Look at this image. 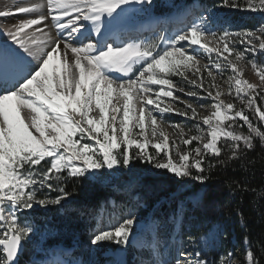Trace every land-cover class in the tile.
I'll return each mask as SVG.
<instances>
[{"label": "snow or ice", "instance_id": "snow-or-ice-1", "mask_svg": "<svg viewBox=\"0 0 264 264\" xmlns=\"http://www.w3.org/2000/svg\"><path fill=\"white\" fill-rule=\"evenodd\" d=\"M152 4L153 0H39L0 8V18H14L0 23V264H21L24 242L37 234L27 210L34 212V205L66 210L70 193L64 183L69 178L109 181L126 196L122 204L105 202L112 211L107 216L103 210L98 213L90 236L92 246L104 242L118 246L111 264H129L124 257L130 247L148 252L147 259L134 255L132 264H233L236 259L231 250L220 253L219 259H208L217 230L188 235L187 242L176 232L175 226L189 213L202 208L199 191L178 198L170 216L161 219L154 214L149 219L140 215L143 201L136 188L119 181L121 170L131 171L132 162L138 161L204 185L210 178L206 171L242 161L253 149L254 137L264 146V130L254 126L245 111L254 109L264 122V106L257 105V97L264 102V63L247 59L259 78V91L258 85L241 78L238 68L247 53L264 55V24L234 31L217 23L215 13L205 8L192 22L171 34L162 32L153 41L117 42L116 30L147 13ZM217 7L264 13V0H221ZM28 13L37 15L15 19ZM205 56L207 64L201 66ZM212 69L231 70L226 82L227 94L234 93L232 101L222 99L224 92ZM176 76L191 87L185 90L174 82ZM174 89L211 103L181 100L185 107L176 108L172 102L180 98ZM235 101L243 107L237 109ZM198 107L211 109L203 118L206 132L199 124L187 129L173 124L179 140L169 143L168 135L158 131L165 113L196 120ZM239 121L247 125V134L237 130L243 127ZM193 141L196 145L188 147ZM224 147L229 150L227 159L208 161L206 169V157H221ZM145 232L150 240L142 243L139 237ZM250 244L245 236L242 264H260ZM41 251L53 258L31 264H92L63 259L68 255L64 249Z\"/></svg>", "mask_w": 264, "mask_h": 264}, {"label": "trees", "instance_id": "trees-1", "mask_svg": "<svg viewBox=\"0 0 264 264\" xmlns=\"http://www.w3.org/2000/svg\"><path fill=\"white\" fill-rule=\"evenodd\" d=\"M186 1L188 4L197 1L202 7H217L221 3V0ZM154 13L158 14L157 11ZM246 114L254 126L264 130V122L259 121L255 111H247ZM239 124L243 127H238L237 130L247 134V125L243 121H239ZM253 144V149L246 152L242 161H233L226 168L216 165L206 171L205 174L210 178L204 185L187 177L184 184L173 177H142L144 188L151 195H156L158 200L164 199L151 214L171 212L178 198L199 191L203 206L196 213H189L183 220L179 225L181 233L183 234L187 224L201 232L220 228L219 235L224 233L228 246L240 247L237 255L239 264L244 260V237L248 236L252 251L260 264H264V146L258 137L253 138ZM228 155L229 150L224 147L221 157H206L204 167L208 169V161L215 163L217 159L226 160ZM237 183L241 187L237 188ZM108 184L69 178L64 183L70 193L66 210H58L59 206H56L28 211L31 213L28 219L38 230L53 234L52 239L46 241L47 248L60 245L72 248L74 256L83 257L86 243L96 227L98 213L103 210L107 216L112 211V206L105 202H126L124 192L117 191L111 183ZM245 188L248 190L245 191ZM138 193L142 197L143 194ZM144 199L145 197L142 200ZM101 206H104L103 209ZM105 251L106 249H101V254ZM115 252L112 250V254ZM29 259V255L25 253L20 256L21 264H26ZM114 260L116 259L112 257H100L98 264H111Z\"/></svg>", "mask_w": 264, "mask_h": 264}, {"label": "rangeland", "instance_id": "rangeland-1", "mask_svg": "<svg viewBox=\"0 0 264 264\" xmlns=\"http://www.w3.org/2000/svg\"><path fill=\"white\" fill-rule=\"evenodd\" d=\"M211 9L215 13V19L217 23L222 24L224 26H231V28L234 31H238L241 29H255L258 26L264 24V13H252V12H241L237 11L231 8L226 7H202L197 1H194L193 3H187L186 0H153L152 7L147 13H141L139 16H136L133 21L127 26H133L134 28H137L141 24H144L146 27V30L148 32L140 33L137 35H129L125 37L127 41H130L131 39H135L137 42L140 40H144L145 42L153 41L156 36H158L160 33H167L171 34L174 31H176L179 28L184 27L185 24H188L196 19L197 14L202 9ZM157 11L158 14L156 15L154 12ZM174 17V18H169ZM136 26V27H135ZM129 28V29H134ZM119 31V29H118ZM117 31V32H118ZM121 31V30H120ZM119 31V32H120ZM132 36V37H130ZM236 47L238 49H243V45L237 44ZM203 52V50H201ZM212 58L215 59V53H212ZM255 58L257 59L258 63H264V55L259 57H252L251 53L246 54V60L238 63V68L242 69L243 75L242 79L247 80L250 83L258 85L257 91L260 90V81L259 78L256 76V74L253 72L251 68V64L247 63V59ZM207 57L202 60L201 66L204 64H207ZM214 74L217 75L216 83L220 86V90L224 92V96L222 99H224L226 102L232 101L234 97L229 96L228 93V83L226 82L228 80V76L231 74L230 69H226L223 73H217L215 69H212ZM112 75H119L113 73ZM205 77L207 76V73H204ZM189 78L192 77V73H188ZM173 81L181 84L185 90H188L191 86L188 84L186 80H183V78L176 76L172 77ZM206 80V84H207ZM153 88H157L158 86L153 85ZM174 96H178L180 99L176 100L172 103H174V107L183 109L185 107L184 104H182L181 100H187L191 101L194 105L204 104L209 105L211 101L209 99L205 100H199L197 97H188L185 95L184 92L173 90ZM199 91V89H197ZM264 95V93H261ZM202 95H206V93H202ZM165 102L168 103L169 98H164ZM264 102L260 101L259 97H257V105L263 106ZM235 106L237 109L243 107V105L240 104V102L235 101ZM190 111V110H189ZM198 118L196 120H190L184 116L177 115L175 112H169L165 113L163 115V120L165 123L161 124L159 126L158 131H163L165 134L168 135L169 143H171L172 140H179V129H174L172 127L173 124L177 125H185L186 129L187 127H191L194 124H199L201 128L205 129V132L207 131V127L203 125V118L211 114V109L209 107L199 108L198 107ZM245 111H255L254 109H245ZM158 117L160 114L157 112L155 113ZM238 119V118H237ZM194 131V130H193ZM84 143L88 144H94V141L91 140H85ZM196 145V142L193 141L192 145H189L188 147H194ZM183 147V146H182ZM150 151L154 152V149H149ZM163 155V153H161ZM173 157L175 159H178L175 152L172 153ZM43 163V162H42ZM132 164L134 165L132 167L131 171H128L127 169H122V177L120 178L119 183L121 185L125 184L126 182H131L132 185L136 188V191L142 193V199L145 197L142 207L140 209V215L145 216L149 219L153 218L152 212L155 211L156 207L160 205L164 199L158 200L156 195H151L149 191H147L144 186L142 185L141 179L142 177H173L175 178L171 173L167 172L165 169H155L151 165L146 163H140L138 161H133ZM106 171V170H105ZM178 180V178H175ZM184 184L187 180V178L179 179ZM102 184L109 185V181H103ZM44 193L51 197H55L56 193L48 192L47 189L43 190ZM48 207H56V206H48ZM34 209H44V207H41L39 205H34ZM31 209L27 210L30 211ZM171 212H167L166 214H159V212L155 213L156 217L163 218L166 215L170 216ZM169 227H173L172 225H169ZM37 229V234L33 235L31 237L30 242H24V253L26 255H29L31 257V260L28 264L31 263V261L36 260L40 261L42 259H50L52 256L41 251L42 248L46 247V241L49 239H52L53 234L51 233H45L41 232ZM175 230L177 233H181L180 227L175 226ZM217 231L220 230V228L215 229ZM201 230L193 228L190 224L185 225V230L183 231V235L185 238V242H187V236L192 235L196 236ZM41 233L44 234V237H41ZM140 242H146L150 240V236L147 232L142 234L139 237ZM90 239L86 243V247L83 252V257L81 260L84 261H91L92 264H98L100 257H111L113 256V259H117L115 254H112V250L117 249L118 246L111 244L109 242H104L101 246H92L90 245ZM232 241V239H231ZM49 249V248H47ZM54 249H49V252H51ZM101 249H106L105 252L101 254ZM229 250L233 251L236 259L233 261V264H239L237 260V255L239 254L240 247L239 246H228L225 240V235L222 232L218 239L210 246V250H208V259L213 260L219 259L220 253H227ZM136 256L137 259L143 257L145 259L148 258V252L145 249H139L137 247H130L129 251L127 253V256L124 257V259H127L129 264H132L133 257ZM74 260V259H73Z\"/></svg>", "mask_w": 264, "mask_h": 264}, {"label": "bare ground", "instance_id": "bare-ground-1", "mask_svg": "<svg viewBox=\"0 0 264 264\" xmlns=\"http://www.w3.org/2000/svg\"><path fill=\"white\" fill-rule=\"evenodd\" d=\"M32 2H39V0H0V8L4 7L5 5L12 6V5H15L16 3H32ZM44 10L46 11V9H44ZM30 15H37V13L20 14V16L16 17L15 19L27 18ZM169 18H174V17H169ZM13 19H14L13 17L0 18V23H4V22L11 23L13 21ZM125 28L119 29V31L121 30L120 32L118 30H116V32L114 33V39H116L117 42L120 41V35L122 33H128L127 32L128 28H134V27L133 26H129V27L126 26ZM128 31H130V30H128Z\"/></svg>", "mask_w": 264, "mask_h": 264}]
</instances>
